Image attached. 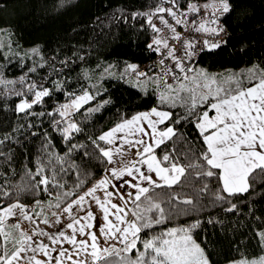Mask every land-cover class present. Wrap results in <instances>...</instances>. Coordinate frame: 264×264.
<instances>
[{
    "label": "snow or ice",
    "instance_id": "obj_1",
    "mask_svg": "<svg viewBox=\"0 0 264 264\" xmlns=\"http://www.w3.org/2000/svg\"><path fill=\"white\" fill-rule=\"evenodd\" d=\"M63 3L59 0L58 6ZM232 7L229 0H205L203 4L199 0H159L144 12L124 15L115 9L114 19L120 11V20L127 21L129 16L146 20L139 28L153 33L147 47L160 54L152 63L158 71L150 74L146 65L143 72L128 73L139 66L124 62V73H117L114 62L101 75L117 74L123 79L128 74V83L145 93L149 88L155 92L156 103L122 114L111 127L84 140L78 139V134L85 132L82 125L110 100L99 99L103 88L99 80L93 82L89 70L81 68L88 87L63 74L74 57L84 61L83 52L59 59L61 50L57 48L51 65L41 53L39 62H33L31 68L25 65L26 71L18 78L8 79L0 73V85L5 86L7 95L17 97L15 112L25 118L24 123H14L0 133V147L9 143L19 147L26 136L41 138L34 169L27 162L22 170L0 169L4 178L0 182V264H211L195 230L204 219L223 222L215 216L205 217L204 209L238 210L233 200L251 191L250 180L257 173L264 175V59L240 70L217 71L201 66L196 59L202 49L193 33L205 34L200 41L204 48L226 46L227 41L221 38L226 28L220 21ZM178 26L189 35L178 31ZM165 29L167 35L161 36ZM209 33L214 39H208ZM29 51L35 54L39 46ZM3 55L7 59L10 51ZM11 58L16 59L15 54ZM41 65L48 67L47 73L37 72ZM52 76L51 86H45ZM69 81L76 84L75 89ZM57 89L67 99L45 108V99ZM88 102L92 104L82 107ZM34 106L42 110L34 112ZM44 117L61 134L64 152L55 148L40 119ZM182 124L193 127L196 140L187 135ZM11 155V148L0 152L8 158L6 164ZM96 165H106L104 174L85 188L94 175L91 167ZM18 172L20 179L8 178ZM69 175L74 177L70 187ZM189 178L201 181L196 188L200 195L159 191L161 187L185 188ZM41 191L49 196L47 201L23 202ZM193 213L198 218L187 224L144 234L143 230L151 232L166 220ZM21 221L29 222L31 229L22 227ZM256 234L264 245V229H256ZM133 250L134 256L130 255ZM228 264H264V255Z\"/></svg>",
    "mask_w": 264,
    "mask_h": 264
},
{
    "label": "trees",
    "instance_id": "obj_2",
    "mask_svg": "<svg viewBox=\"0 0 264 264\" xmlns=\"http://www.w3.org/2000/svg\"><path fill=\"white\" fill-rule=\"evenodd\" d=\"M158 2L159 0H64L63 5L58 6L59 0H0V45H4L0 48V73L8 79L18 78L22 71H26L25 65L31 68L33 62H39L41 53L51 65L54 63L51 56L57 48L61 50L59 59H63L65 54L83 52L84 61L81 62L78 57H74L69 71L63 74L78 78L84 87H88L87 78L81 72V68L89 70L93 82L99 80L103 88V91L99 92V99L110 100L98 113H93L90 120L84 122L82 127L85 128V132L78 134V139L84 140L85 136H96L99 131L117 122L122 114L130 115L156 103L155 92L151 88L146 93L137 89L134 84L128 83V74H124L121 79L117 74L101 75V73L114 62L115 72L124 73V62L136 63L139 66L153 58V52L147 47L153 33L149 28L144 30L139 28V24L147 23L146 20L143 17L130 16L127 21L120 20L118 19L121 15L120 11L115 12L117 19H114L113 11L121 9L124 15L130 11L144 12L154 8ZM229 2L233 7L220 21L225 25L227 32L226 46L201 50L196 58L201 66L212 71L240 70L254 61L264 59V0H229ZM199 3H205V0H199ZM37 45L39 52L33 54L29 51ZM5 51H10L7 59L3 55ZM12 54H15L16 59L11 58ZM21 59L24 61L23 64L20 63ZM108 70L113 71V69ZM41 71L47 73L48 67L41 65L37 72ZM129 71L130 69L127 70L128 73ZM28 75L33 76L30 72ZM33 78L38 79L36 76ZM54 79L55 76H52L45 86L50 87ZM132 79L135 80V77L132 76ZM69 84L75 89V83L69 81ZM16 87L18 90L19 81ZM29 97L31 96L27 98ZM16 99V96L7 95L5 86L0 85V133L8 131L14 123L25 122L22 114L15 112ZM65 99L67 97L64 96L63 91L57 89L50 99H45V108ZM5 104L8 107H5ZM91 104L92 102H88L82 107ZM41 110L40 106L33 107L34 112ZM40 119L48 129L55 148L64 152L61 134L50 127L47 117ZM180 127L185 129L192 140H196L195 130L191 125L182 124ZM40 139L39 136L35 138L26 136L25 142L19 147L12 143L0 147V152H6L8 148L12 149L9 161L11 168L5 163L8 158L0 156V169L4 172H10L12 168L22 170L26 162L34 169L35 158L39 155ZM105 166L91 167L94 175L86 181L85 188L102 174ZM8 178L20 179L19 172L16 176ZM3 179L0 176V182ZM66 179L70 187L74 177L69 175ZM185 183L187 185L185 188L174 186L170 190H165L161 187L159 191H168V194L178 192L194 197L200 195L196 188L201 186V181L189 178ZM250 183L251 191L247 195L238 194L233 200L234 203H238V210L224 213L220 206H216L214 211L204 209L205 217L215 216L223 222L210 223L204 219L201 221V226L195 230L196 238L202 243L212 263L241 255H258L264 251L256 234V229H264V223L261 222L264 221V175L257 173ZM214 188L215 184L209 190V195ZM48 199L49 196L41 191L23 202L29 204L33 200ZM196 218L198 217L195 213L178 216L171 221L166 220L159 226H153L151 232L143 231L145 235H152L165 227L187 224L191 219ZM130 255L134 256L135 250Z\"/></svg>",
    "mask_w": 264,
    "mask_h": 264
},
{
    "label": "built area",
    "instance_id": "obj_3",
    "mask_svg": "<svg viewBox=\"0 0 264 264\" xmlns=\"http://www.w3.org/2000/svg\"><path fill=\"white\" fill-rule=\"evenodd\" d=\"M200 4H201V3H200ZM156 22L159 24V21H158V20H157ZM220 23H221V22H220ZM177 30H178V31H181V32H184V35H185L186 37L189 35V33H188L187 31H185V29H184L183 27H181V26H178V27H177ZM160 35H161V36H166V35H167V29H165L163 32H161ZM193 35H194V38L198 41V43H197V47H198V48H200V49H202V50L208 49V48H204L203 45H202V43H200V41H202L203 36L205 35L204 33H193ZM207 35H208V39H209V40L214 39V37L212 36V34L209 33V34H207ZM152 36H153V35H152ZM152 36H151V37H152ZM226 36H227V32H226L225 34H221V38L224 39V40H225ZM150 50H151V49H150ZM151 51H152L153 54H154L153 58H152L149 62H147V63H143V64L139 65L138 69H136V70L131 69V70H130V73H132V72H134V71H141V72H143V71L145 70V66H146V65L149 67V72H150V74H151V73H155V72L158 71L157 68L152 67V63H153L154 61L157 60V58H158V56H159L160 54L154 52L153 50H151ZM196 58H197V57H196ZM134 77H135V76H134ZM32 203H33V202L29 203V205H31Z\"/></svg>",
    "mask_w": 264,
    "mask_h": 264
},
{
    "label": "rangeland",
    "instance_id": "obj_4",
    "mask_svg": "<svg viewBox=\"0 0 264 264\" xmlns=\"http://www.w3.org/2000/svg\"><path fill=\"white\" fill-rule=\"evenodd\" d=\"M31 98L32 97H29L28 99H31ZM23 223H29V222H27V221H21V226L23 225ZM44 227H45V225H44ZM109 243H111V241H109ZM102 246H103V244H102ZM263 247H264V245H263ZM261 255H264V251L262 253L258 254V255H251V256L241 255V256H238V257H235V258H231V259H228V260H224V261L218 262V263H212L211 262V264H228L229 261H236V260L241 259L242 257L243 258H247V259H252L253 257L258 258ZM89 259H90V257H89Z\"/></svg>",
    "mask_w": 264,
    "mask_h": 264
},
{
    "label": "crops",
    "instance_id": "obj_5",
    "mask_svg": "<svg viewBox=\"0 0 264 264\" xmlns=\"http://www.w3.org/2000/svg\"><path fill=\"white\" fill-rule=\"evenodd\" d=\"M103 174H104V173L102 172L101 175H103ZM101 175H100V176H101ZM100 176H99V177H100ZM99 177H98L97 179H99ZM90 185H91V184H90ZM90 185H89V186H90ZM121 191H123V188H121ZM93 210H94V211L96 210L95 207H94ZM41 226L44 227L43 224H42ZM22 227H24L26 230H30L32 226H31L30 223H23ZM45 227H49V226L45 225ZM49 230H51V229H49Z\"/></svg>",
    "mask_w": 264,
    "mask_h": 264
}]
</instances>
